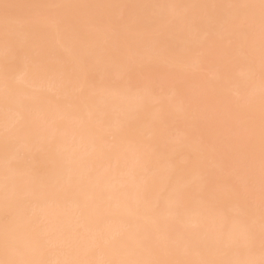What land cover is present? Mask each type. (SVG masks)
<instances>
[{"label":"bare ground","instance_id":"obj_1","mask_svg":"<svg viewBox=\"0 0 264 264\" xmlns=\"http://www.w3.org/2000/svg\"><path fill=\"white\" fill-rule=\"evenodd\" d=\"M0 3L153 6L250 3L259 5V0H0ZM184 11V9L162 7L135 10L140 15L146 13L157 20L161 17L179 15ZM195 11L206 17L199 32V36L203 40L200 49L204 53L202 57H196L189 53L178 39L164 38L159 45L153 46L151 30L143 27L125 28L116 24L114 20L110 26L109 17L119 16V9L92 8L83 10L82 23L78 25L75 33L56 32L44 24L36 26L34 37L40 44L37 63L41 70H37L36 64L26 65L22 60H14L11 63L12 95L22 98L25 94H29L38 101L33 104L30 119L36 127L37 125L45 127L43 124L46 123V127H48H45L46 130L39 127L43 129L41 132L54 137V144L61 149L67 159L70 160L73 154H83L92 139L88 134L90 128H108L116 137L117 148L112 154V168L101 181L102 199L89 201L91 187L88 182L81 183L74 180L72 184L64 186L63 194L46 201H33V211L53 235L71 236L79 232L82 226H86L89 234L102 231L107 237H136L145 228L151 227L152 219L156 217L160 220L161 228L167 230L171 236L192 230V227L195 226V231L201 237L200 247L206 255L211 253L215 258L254 261L255 264H259V261L264 258L258 231L255 241L250 246L244 244L226 246L230 230L235 227L234 212H229L228 201L219 198L211 205L204 203L206 200L205 182L207 187L225 189L234 183L233 176L228 179L231 175L228 173H231L230 170L233 167L231 161L235 162L236 156L241 158L247 156L250 143L247 142L248 139L246 141L244 138L242 139L246 144L238 139L237 142H230L232 134L227 131L228 129L232 130L236 123L238 126H244L251 121L256 128L257 135L251 144L255 154V173L259 174L260 143L258 133L261 95L264 92V76H262L260 62V36H258L260 34L256 33V31H260L258 27L259 8L252 10L255 24L253 29L254 46L251 49L247 46L242 49L226 48L225 42L218 34L216 21L212 15L220 12L227 15L232 10L196 9ZM12 14L14 17H18L24 15V12L14 9ZM3 26V14L0 12V128L3 127L6 118L9 122L16 119L14 110L7 113L5 110ZM81 41L87 42L95 51H106L113 55L128 54L138 59L152 60L154 63L147 75L155 87L151 91H145V84L140 73H133L127 81L121 80L115 72L107 75L90 73L88 79L93 88L89 92L73 98L74 107L69 110L67 107L68 94L65 89L58 86L56 75L61 70H71L68 50L78 49ZM204 69L208 74L206 70L204 72ZM209 74L210 76H207ZM256 75L258 76L255 77ZM167 81L171 83L168 84ZM195 84L201 86L196 87ZM190 85L197 88L192 86L195 93L199 91L198 88H202L197 94H201L200 98L205 97V103L208 102L211 107L216 105L215 102L222 101L218 103L220 106L223 102L230 100L227 102V106H230L228 108L231 109H227V106L224 107V105V108L221 105L219 109L223 108L224 111H227V115L224 116L230 117L229 113L234 118L237 117L238 122L235 123L234 120L235 124L232 127L233 124L229 125L232 123V118H227L231 122L227 120L229 123L226 127L231 128H225L224 122L220 125L221 115L219 109L216 110L218 108L216 105V108L213 106L214 108L211 109L213 111L210 113H213L214 117L215 115L218 117L220 115V117L216 116L217 118L212 120L207 118L212 123H208L209 129L202 128L203 125L207 126L208 120L205 118L201 120L200 115L202 116L209 108L205 104L206 106L202 107L204 112L200 114L201 111L198 108L202 105L198 107L200 103H195L198 98H189L194 93L190 89V91L187 90ZM161 89L163 92L160 91ZM223 99L228 100L223 101ZM211 102L215 104L210 105ZM244 103L246 104L244 105ZM214 112H216L215 115ZM89 113L92 115L91 121L87 118ZM208 113H205L203 117L208 116ZM199 117L200 119H198ZM225 118L220 120L224 121ZM216 119L218 120L215 123ZM198 120L199 122L200 120L205 121L206 124L202 123L201 125L200 123V126ZM221 126L225 129L224 132ZM221 129L224 135L227 132L229 141L226 139L228 135H220ZM138 133L151 135L154 142L161 146L169 144L178 149L180 152L178 159L187 160L186 167L189 172L198 169L204 177V181L193 179L178 202L163 198L157 200L153 196L151 197L152 206L146 207L142 200L137 199V186L132 175L122 174L128 172L139 174L141 172L138 162L141 152L137 141ZM203 134L204 142L212 138L210 141H214V144L201 143L203 140L200 141V138ZM220 136L226 140L223 142L222 138L219 139ZM214 139L217 141L219 139L223 143L218 141L220 145L216 146ZM233 140L236 139L232 138L231 141ZM69 141L70 144H68ZM43 155V153L40 154L41 159ZM12 158L11 153L6 157L3 144L0 142V234L3 233L5 225L4 184L6 177L10 185H25L30 180L27 174V165H18L14 170L6 169V160ZM225 160L227 163L228 160L231 163L229 167L227 166L228 168ZM117 161H119L118 164ZM258 176L256 177L258 178ZM221 178L223 179L222 183L220 182ZM257 183H259V179ZM256 186H258L256 191H259V185ZM258 194L256 193V197H259ZM255 200L259 204V198ZM258 208L259 206L255 207L257 216ZM218 248L221 251L218 252ZM104 257V253L97 252L91 258L102 259ZM49 258H61V254L54 251L50 253Z\"/></svg>","mask_w":264,"mask_h":264},{"label":"snow or ice","instance_id":"obj_2","mask_svg":"<svg viewBox=\"0 0 264 264\" xmlns=\"http://www.w3.org/2000/svg\"><path fill=\"white\" fill-rule=\"evenodd\" d=\"M162 7L184 9L179 15L154 17L140 15L136 9ZM259 8L260 62L264 76V0L259 5L238 3L227 5H133V4H57L0 3L3 14V61L5 110L16 112V119L9 122L7 118L0 128V142L6 157V169H16L18 165H27L30 180L25 185H10L7 177L4 184L5 225L0 234V264H255L254 261L219 259L211 253L205 254L200 247V234L192 230L175 236L162 229L159 218L152 219L151 227L145 228L136 237H107L102 231L89 234L86 226L67 237L53 235L41 222L32 209L33 201H46L64 193L65 185L87 181L91 187L89 201L103 198L102 178L112 168V154L116 150L115 134L108 128L89 129L92 137L83 154H73L67 159L61 149L54 144V137L39 130L30 119L33 104L38 101L29 94L17 98L11 93L10 65L14 60H22L26 65L37 63L39 42L34 37L38 24H44L56 32L75 33L82 23V12L86 9H119V16L109 17L125 28L143 27L151 30L153 46L162 39H178L185 49L196 57H202L200 50L203 40L199 36L201 24L206 18L196 9H229L212 15L220 38L229 49H242L254 46L253 11ZM23 10L24 15L14 17L13 10ZM68 10H80L69 12ZM71 70H61L56 75L58 86L68 94V109L74 105L72 99L89 92L93 85L89 82L90 73L110 74L115 72L121 80L127 81L133 73H140L145 84V91H151L155 85L148 70L154 63L150 59L136 58L128 54L113 55L106 51H95L85 41L78 49H69ZM91 121L92 115L88 114ZM259 208L255 211L256 180L255 154L251 142L257 132L254 124L237 126L232 137L239 139L242 135L249 140L246 157L236 156L231 175L234 183L225 189L207 187L205 182V204L223 198L229 202V212H234L235 227L230 230L226 246L244 244L250 246L256 238L257 231L261 249L264 251V92L261 95V115L259 125ZM140 145L138 162L139 174L132 175L137 186V199L146 207L152 206L151 197L178 202L184 190L193 179L204 181L198 169L189 172L187 160L178 159L180 152L169 144L163 146L154 142L151 135L137 134ZM171 148V150H169ZM43 153V158L40 154ZM119 161H117V164ZM195 173V175H193ZM87 203V202H86ZM58 251L61 258L51 259L50 253ZM217 251H221L220 248ZM102 252V259L91 258ZM264 264V258L259 261Z\"/></svg>","mask_w":264,"mask_h":264},{"label":"rangeland","instance_id":"obj_3","mask_svg":"<svg viewBox=\"0 0 264 264\" xmlns=\"http://www.w3.org/2000/svg\"><path fill=\"white\" fill-rule=\"evenodd\" d=\"M51 1H52V0H51ZM55 1H56V0H55ZM258 27H259V26H258ZM258 27L256 26L255 28L257 29ZM255 31H256V30H255ZM259 32H260V31H259ZM259 32L256 31V33L260 34ZM258 34H257V35H258ZM258 36H260V35H258ZM160 70H161V69H160ZM205 70H206V69H204V72H205ZM158 71H159V70H158ZM206 72H207V70H206ZM202 73H203V72H202ZM205 74H206V73H205ZM205 74H204V75H205ZM207 74H208V72H207ZM207 76H210V74L207 75ZM257 76H258V75H256L255 77H257ZM202 77H203V76H202ZM206 79H208V78H206ZM209 79H210V77H209ZM170 81H171V80H170ZM170 81H169V82L167 81L168 84L171 83ZM138 85H139V84H138ZM136 86H137V85H136ZM192 86H193V87H195V86H196V87H198V86L200 87L201 85H199V84H198V85L195 84V86H194V85H190V87L187 89V90L190 89L192 92L195 93V89H194ZM196 87H195V88H196ZM196 89H197V88H196ZM198 89H199L198 92L200 93V90H201L202 88H198ZM190 90H189V91H190ZM160 91L163 92L162 89H161ZM157 92H158V90H157ZM198 92H197V93H198ZM203 92H204V91H203ZM159 93H160V92H159ZM186 93L188 94V91H187ZM190 93H191V92H189V95H191ZM194 93H192V94L194 95V97H193V95H191L192 97H189V95H187V96H188L189 98H195V97L198 98V99H196L197 101L195 100L196 102H195V101H193V102H195V103H197V102L200 103V104L197 103V104H198V107H199V105H202V106H200V107L198 108V109H200V111H201L200 114H202V112H204V110H203L202 107L206 106L205 104H207L206 107L209 108V109H207V112H205V113H208V112L210 113L211 109L214 108L213 106H215V108H216V105H217V107H218V108H216V110H217V109H219V107H220L221 105H222V107H223V105H224V107H226V106H227V102L230 101V100H228V99H223V101H225V100H228V101H227V102H223L222 104H220V106H218V105H219L218 103H219V102H222V101L215 102L216 105H213V104H215V103H214V102H213V103L211 102L210 105H213V106L211 107V106L208 105V104H209L208 102L205 103V101H206V100H205V99H206L205 97L200 98V97H201V94L198 95L197 93H195V94H197V95L195 96ZM201 93H202V92H201ZM197 96H199V97H197ZM202 96H203V95H202ZM202 99H203V100H202ZM192 100H194V99H192ZM198 100H199V101L202 100L201 102H203V103L199 102ZM204 100H205V101H204ZM245 102H246V101H245ZM229 104H231V103H229ZM242 104H243V103H242ZM245 104H246V103H244V105H245ZM206 107H205V108H206ZM210 107H211V108H210ZM224 107H223V108H224ZM228 107H230V106H227L226 108H227V109H231V108H228ZM205 108H204V109H205ZM223 108H221V110L219 109V113H220V115H221V117H220V115H219V117H220V119H223V118L226 117V118H225L226 121H225V120L222 121V120L219 119V121H220L219 124L221 125V123L224 122L223 124H225V128H231V127H226V126H228V123L231 122V120H228L227 118H229V119L232 118V123H231V124L229 123L230 126L233 124L232 127L234 126V124H235L236 122H238V119H237V117L234 118V116H232V114H229V113H228V115H231L230 117H229V116H228V117H227V116H224V115L226 114L227 111H224L225 109L223 110ZM232 108H234V107H232ZM216 110H215V111H216ZM205 111H206V110H205ZM212 111H213V110H212ZM212 111H211V112H212ZM228 111H230V110H228ZM221 112H222V113H221ZM223 112H224V114H223ZM205 113H204V114H205ZM209 113H208V116L206 115V117H203L204 114H203L202 116L200 115L201 120H202V118H205V119L209 118V119L212 120L213 118H217V117H218V115H215L216 112H214L215 117L213 116V113H210V114H209ZM219 113H217V114H219ZM226 115H227V114H226ZM209 116H210V117H209ZM216 116H217V117H216ZM223 116H224V117H223ZM200 117H199L198 119H200ZM211 117H212V118H211ZM219 117H218V118H219ZM205 119H204V120H205ZM201 120H200V122H199V120H198V122H199L198 124H199V125H200V123H201V125H202V123H203V124H206L205 121H201ZM207 120H208V119H207ZM211 120H210V121H211ZM217 120H218V119H216V121H214V122L216 123ZM227 120H228L229 122H228ZM234 120H235V121H234ZM210 121L208 120V121H207V126H204V125H203L202 128L205 127V128H207V129H209V128H208V127H209L208 123H210V124L212 123V121H211V122H210ZM233 121H234L235 123H233ZM226 122H227V124H226ZM43 125H45V127H46V123L43 124ZM47 125H48V123H47ZM49 125H50V124H49ZM72 125H73V124H72ZM74 125H75V124H74ZM201 125H200V126H201ZM236 126H238L237 123L235 124V127H233V128L235 129ZM240 126H241V125H240ZM37 127H38V125H37ZM39 127L45 129L44 126L42 127L41 125H39ZM39 127H38V129H40V130L42 131L43 129H41V128H39ZM223 127H224V125H223ZM46 128H48V127H46ZM49 128H50V126H49ZM221 128H222V126H221ZM233 128H232V130H234ZM222 129H223V128H222ZM222 129H221L220 135L223 134V132L225 131V129H223V132H222ZM45 130H46V129H45ZM226 130H227V129H226ZM232 130H229V129H228L227 132H229L230 134H232V132H230V131H232ZM200 131H203V130H200ZM203 132H204V131H203ZM227 132H225V135H224V134H223V135H224V136L228 135ZM224 136H223V137H224ZM227 137H228V138H227ZM230 137H232V136H230ZM245 137H246V136H243V137H241V139L239 138L238 140H242V139L244 138L245 141H246V140H247V137H246V138H245ZM70 138H71V137H70ZM70 138H68V139L70 140ZM199 138H200V137H199ZM203 138H204V134L201 136V138H200L201 140H200V139H199V140L202 141ZM221 138H222V136L219 137V139H221ZM232 138H233V137H232ZM232 138L230 139V142H237V141H238L237 139L231 141ZM219 139H218V141H220ZM226 139L229 141V135L226 136ZM226 139L223 140V138H222L221 140L224 142ZM233 139H235V138H233ZM208 140H209V141L206 140L205 142H206V143L210 142V143H213V144H214V141H210V140H212V138H210V139H208ZM214 140H215V144H216V146H218L217 144L220 145V142H221V141L218 142L216 139H214ZM66 141L68 142V140H66ZM70 141H72V140H70ZM70 141H69L68 144H70ZM216 141H217V142H216ZM242 141H243V140H242ZM245 141H243V142L245 143ZM205 142H204V140H203L201 143H205ZM223 142H221V143H223ZM243 142H242V144H244ZM247 142H249V140H247ZM201 143H200V144H201ZM240 143H241V142H240ZM245 144H246V143H245ZM221 145H222V144H221ZM247 145H248V143H247ZM214 146H215V145H214ZM225 161H226V160H225ZM233 162H234V160L231 161V163H232V164H231L229 160H228V163H227V161H226V163H227V165L225 164L226 167H227V166L229 167V164H231V166H234ZM231 166H230V167H231ZM228 167H227V168H228ZM211 168H213V167H211ZM231 169H232V167H231ZM258 170H259V168H258ZM258 170H256V172H258ZM230 171H231V170H230ZM258 173H259V172H258ZM223 175H224V174H223ZM228 175H230V173H228ZM228 175H224V176H227V177H228ZM255 175L258 176L259 174L255 173ZM256 176H255V178H256L255 180H256V183H257V182H258V179H259V176H258V178H257ZM220 177H221V176H220ZM220 177H219V179H220ZM227 177H225V178H227ZM223 178H224V177H223ZM225 178H224V179H225ZM231 178H232V175H230V178L228 177V179H231ZM221 179H222V178H221ZM226 180H227V179H226ZM226 180H225V183H226ZM218 181H219V180H218ZM222 181H223V179L220 180L221 183H222ZM230 181H231V180H230ZM227 182H229V181H227ZM231 182H232V181H231ZM223 185H225V184H223ZM256 185H259V183H257ZM220 186H221V185H220ZM256 187H258V186H256ZM256 190H257V189H256ZM258 190H259V189H258ZM256 193H259V191H256ZM258 195H259V194H258ZM256 198H259V197H256ZM255 201L257 202V203L255 204V207H258V206H259L258 201H257V200H255Z\"/></svg>","mask_w":264,"mask_h":264}]
</instances>
